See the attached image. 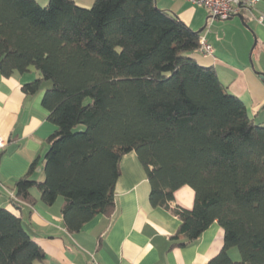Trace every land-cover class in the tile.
Returning a JSON list of instances; mask_svg holds the SVG:
<instances>
[{"label": "trees", "instance_id": "1", "mask_svg": "<svg viewBox=\"0 0 264 264\" xmlns=\"http://www.w3.org/2000/svg\"><path fill=\"white\" fill-rule=\"evenodd\" d=\"M200 34L155 0H0V72L34 67L26 93L50 81L42 105L55 126L44 180L30 177L33 163L16 197L32 203L33 185L45 204L61 196L64 226L76 232L113 211L119 161L134 151L151 205L169 207L182 185L194 191L191 209L172 207L178 244L216 220L223 246L206 264H264V125L192 56ZM43 257L20 216L0 205V264Z\"/></svg>", "mask_w": 264, "mask_h": 264}, {"label": "crops", "instance_id": "2", "mask_svg": "<svg viewBox=\"0 0 264 264\" xmlns=\"http://www.w3.org/2000/svg\"><path fill=\"white\" fill-rule=\"evenodd\" d=\"M37 1L43 5L48 0ZM74 1L90 7L94 0ZM155 2L192 29L201 30L200 37L213 51L210 55L196 51L192 56L200 64L212 66L227 89L245 104L249 117L264 125V78L259 76H264V0L253 9L254 17L234 15L226 19L211 18L206 9L187 0ZM254 61L260 68H255ZM38 76L34 67L8 76L0 72V137L4 141L0 147V205L20 216L26 231L43 250L44 257L32 264H206L221 250L224 230L216 220L194 241L178 244L185 239L173 238L180 220L172 207L191 209L194 191L182 185L174 191L169 207L151 205L150 184L134 151L119 161L113 211L95 214L76 232L64 226L61 196L45 204L33 185V202L19 200L15 182L33 163L36 166L30 177L37 182L44 180L47 137L55 129L42 105L50 81H41L34 93L23 90L24 84ZM228 252L233 260L240 259L237 248Z\"/></svg>", "mask_w": 264, "mask_h": 264}, {"label": "built area", "instance_id": "3", "mask_svg": "<svg viewBox=\"0 0 264 264\" xmlns=\"http://www.w3.org/2000/svg\"><path fill=\"white\" fill-rule=\"evenodd\" d=\"M191 4L206 9L211 18L226 19L234 15H249L254 17L253 9L260 0H187ZM260 16L259 18H261ZM199 51L210 55L212 45L204 37L199 39ZM4 144L0 137V147Z\"/></svg>", "mask_w": 264, "mask_h": 264}, {"label": "rangeland", "instance_id": "4", "mask_svg": "<svg viewBox=\"0 0 264 264\" xmlns=\"http://www.w3.org/2000/svg\"><path fill=\"white\" fill-rule=\"evenodd\" d=\"M46 4V3H45ZM45 4H43V5H45ZM254 66H255V68H260L259 67V64H258V62L257 61H254ZM83 126L82 125H79L77 128L78 129H81Z\"/></svg>", "mask_w": 264, "mask_h": 264}, {"label": "water", "instance_id": "5", "mask_svg": "<svg viewBox=\"0 0 264 264\" xmlns=\"http://www.w3.org/2000/svg\"><path fill=\"white\" fill-rule=\"evenodd\" d=\"M254 44H255V43H254ZM259 76H260V78H262V79L264 78V76H263V75H259Z\"/></svg>", "mask_w": 264, "mask_h": 264}]
</instances>
